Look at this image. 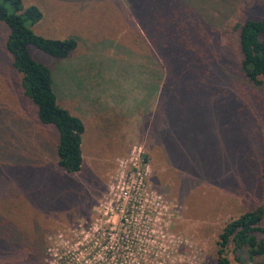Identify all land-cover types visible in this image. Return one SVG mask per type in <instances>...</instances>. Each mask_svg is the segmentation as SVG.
Here are the masks:
<instances>
[{
	"label": "rangeland",
	"instance_id": "1",
	"mask_svg": "<svg viewBox=\"0 0 264 264\" xmlns=\"http://www.w3.org/2000/svg\"><path fill=\"white\" fill-rule=\"evenodd\" d=\"M22 2L42 12L29 27L33 33L76 40L77 48L64 59L32 46L28 51L49 68L58 105L80 117L85 132L81 169L67 173L57 163L58 132L39 122L24 96L22 76L6 49L9 30L0 22V264H90V237L77 225L87 231L129 144L145 143L168 125L174 127L164 120L156 128L157 64L134 17L169 11L165 6L173 3L187 8L188 17L201 15V22L210 23L214 33L201 44L223 57L191 64L187 137L169 144L160 137L153 166L149 163L151 171L154 167L149 183L168 197L174 215L168 230L176 246L158 263L216 264L224 225L264 204V77L259 86L247 84L233 53L235 27L247 19L264 20V0ZM150 109L153 118L143 119ZM193 158L202 161L192 163ZM140 257L142 264L155 263L148 254ZM227 257L231 264H264L263 258L251 261L244 250L233 253L232 247Z\"/></svg>",
	"mask_w": 264,
	"mask_h": 264
},
{
	"label": "trees",
	"instance_id": "2",
	"mask_svg": "<svg viewBox=\"0 0 264 264\" xmlns=\"http://www.w3.org/2000/svg\"><path fill=\"white\" fill-rule=\"evenodd\" d=\"M165 7L171 10L134 16L147 53L157 64L158 79L153 85V92L158 93L156 128H161L164 120L174 122L173 128L168 125L155 132L145 143L140 140L129 144L128 147L133 144L142 146L146 161L150 164L152 155L157 154L156 142L160 137L164 143L168 141L167 144L180 142L187 137V79L192 77L194 70L190 67L191 64L203 65V60L207 63L223 57L210 50L207 44V47L201 44L206 35L214 33L208 21L201 22L204 19L201 15L188 17L187 8H182L177 3ZM41 19L42 12L37 6L24 7L22 0H0V22L9 30L6 49L12 57V68L22 76L24 96L36 108L39 122L55 127L58 132V166L67 173H76L82 165L84 123L80 117L58 105L51 71L32 59L28 47L32 46L50 57L64 59L77 48V43L71 38L51 39L33 33L29 27ZM235 33L233 53L238 60L241 78L247 84L259 86L264 77V20L247 19L235 27ZM152 113L150 109L142 118H153ZM190 161L195 163L202 160L193 158ZM180 167L187 171V164H181ZM152 172L154 176V167ZM261 173L264 175V157ZM152 188L160 193L154 186ZM263 219L264 204L245 210L229 220L218 236L216 264H231L227 257L229 247H232L233 253L244 250L251 261L256 258L264 259V239L259 238L260 234H264ZM236 259L239 260L238 257Z\"/></svg>",
	"mask_w": 264,
	"mask_h": 264
},
{
	"label": "built area",
	"instance_id": "3",
	"mask_svg": "<svg viewBox=\"0 0 264 264\" xmlns=\"http://www.w3.org/2000/svg\"><path fill=\"white\" fill-rule=\"evenodd\" d=\"M150 167L144 148L133 145L118 160L87 231L77 225V231L90 237V264H142L143 254L152 256L153 264H161L159 256L174 250V236L168 230L174 218L172 204L149 183Z\"/></svg>",
	"mask_w": 264,
	"mask_h": 264
}]
</instances>
